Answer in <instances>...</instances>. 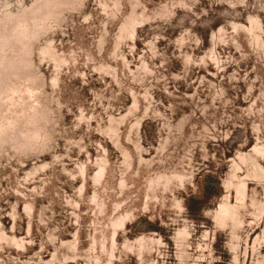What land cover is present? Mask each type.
Instances as JSON below:
<instances>
[{
    "label": "rangeland",
    "instance_id": "1",
    "mask_svg": "<svg viewBox=\"0 0 264 264\" xmlns=\"http://www.w3.org/2000/svg\"><path fill=\"white\" fill-rule=\"evenodd\" d=\"M0 264H264V0H0Z\"/></svg>",
    "mask_w": 264,
    "mask_h": 264
},
{
    "label": "bare ground",
    "instance_id": "2",
    "mask_svg": "<svg viewBox=\"0 0 264 264\" xmlns=\"http://www.w3.org/2000/svg\"><path fill=\"white\" fill-rule=\"evenodd\" d=\"M220 212H221V211H220ZM222 213H223V215H228V214H230L228 209L223 210Z\"/></svg>",
    "mask_w": 264,
    "mask_h": 264
}]
</instances>
